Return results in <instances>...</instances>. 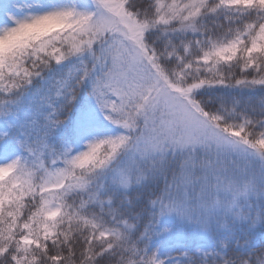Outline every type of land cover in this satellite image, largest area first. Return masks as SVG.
<instances>
[{
    "label": "snow or ice",
    "instance_id": "1",
    "mask_svg": "<svg viewBox=\"0 0 264 264\" xmlns=\"http://www.w3.org/2000/svg\"><path fill=\"white\" fill-rule=\"evenodd\" d=\"M0 264H264V0H0Z\"/></svg>",
    "mask_w": 264,
    "mask_h": 264
}]
</instances>
